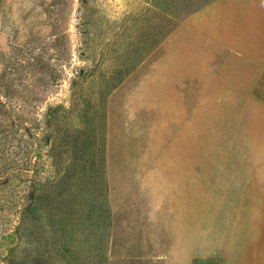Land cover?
Here are the masks:
<instances>
[{"label":"rangeland","instance_id":"1","mask_svg":"<svg viewBox=\"0 0 264 264\" xmlns=\"http://www.w3.org/2000/svg\"><path fill=\"white\" fill-rule=\"evenodd\" d=\"M0 264H264V0H0Z\"/></svg>","mask_w":264,"mask_h":264}]
</instances>
